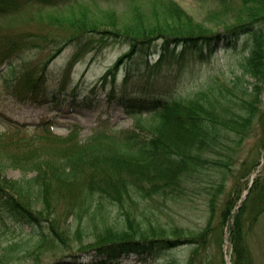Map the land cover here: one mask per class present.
Wrapping results in <instances>:
<instances>
[{"label":"trees","instance_id":"obj_1","mask_svg":"<svg viewBox=\"0 0 264 264\" xmlns=\"http://www.w3.org/2000/svg\"><path fill=\"white\" fill-rule=\"evenodd\" d=\"M15 1L0 4L21 11ZM227 1L219 4L227 11H210L204 22L176 0H149L125 18L88 5L70 18H46L51 27L66 24L64 34L50 27L0 34V71L14 72V60L28 51L48 52V64L72 47V66L87 54L127 45L91 94L105 93L134 119L124 129L102 123L86 140L79 124L60 136L51 133L49 122L39 123L47 135L28 138L23 132L28 124L7 121L0 134V235L21 229L23 236L0 242V264H45V244L65 252L50 264H115L124 256L147 261L182 246L192 248L185 264H226L222 251L213 250L215 243L221 250L226 238L231 264H256L249 235L264 215V166L242 203L239 182L261 162L243 166L239 182L225 194L239 146L256 129L264 132V0H240L239 7ZM243 38L250 48L244 50L242 74L224 85L179 94L189 64L210 60L219 48H234ZM12 88L22 102L58 95L47 89L44 69L38 76L28 69L15 74ZM16 136L21 137L8 142ZM261 139L264 148V133ZM11 169L23 176L9 177ZM198 196L206 210L195 228L185 219L165 222L151 210L194 209Z\"/></svg>","mask_w":264,"mask_h":264},{"label":"rangeland","instance_id":"obj_2","mask_svg":"<svg viewBox=\"0 0 264 264\" xmlns=\"http://www.w3.org/2000/svg\"><path fill=\"white\" fill-rule=\"evenodd\" d=\"M19 1H15L18 4H22V10L18 12L13 10L9 4H0V34L50 28H55L60 34H64L67 30L66 24L51 27L50 23H48L49 18H46L58 16H68L64 18H70L69 15H72L73 12L79 13L81 6L84 5H88L89 7L85 8L91 9L93 12L116 10L122 18H125L134 6L139 4L146 6L149 4V0H59L57 4L53 5L32 0ZM176 1L198 22H204L208 13L218 10L219 4H221L220 0ZM227 2H231L235 7H239L241 4L240 0H229ZM220 9L223 12L227 11L224 5ZM219 22L217 20L216 24ZM245 40L246 38L241 39L236 44V47L231 49L219 48L210 60L189 64L185 70L184 77L180 80L179 86H177L179 94L189 96L210 85H224L225 82L235 78L236 75L242 74L241 65L243 56L245 55L244 50L250 48V42L247 43ZM127 51V45L112 46L102 53L97 54L93 52L82 56L72 66H70V63L75 54L72 47H67L61 55L48 64L46 63L48 52H25L21 57L14 60V66L16 67L14 72L7 70V67L0 71V134L6 132V123L10 120L21 124H28L23 129L28 138L33 137L35 134L39 136L47 135L45 127H40L41 129L36 127L37 124L43 122H49L51 133L53 132L60 136H66L74 124H79L82 126L81 137L83 140H86L96 130L100 129L102 123H104L107 129H110V127L114 129L132 128L134 119L128 116L118 103L109 100L103 92H98L95 96L91 94V89L98 79ZM154 62L155 59L152 63L154 64ZM129 66L130 64L127 63L120 68L119 82L122 80ZM169 66H165V70H172ZM134 68H136V65H134ZM172 68L176 70L178 68L177 64L175 63ZM26 69L33 71L37 76L44 69L46 87L49 90L57 91V97L47 100L38 98L35 101L22 102V98L15 96L12 88L15 74H19ZM261 109L264 111V93ZM263 133L261 129H256L253 136L245 139L239 146L236 157V168L230 173L225 197L232 192L234 186L239 182L242 172L240 170L243 169V166H253L260 161L259 167L239 182L244 191L242 200L246 198L248 190L264 166V148H259ZM20 137H12L8 139V142L15 143V140H18ZM233 146H236V144H233ZM8 176L20 179L23 174L19 170L11 169L8 171ZM246 182H248L247 185L245 184ZM151 210L157 215L160 214L165 222L169 218L177 221L185 219L184 221L187 226L195 228L204 221L202 215L204 214V210H206V206L204 197L198 196L196 197L194 209L184 210L179 207L160 208L158 205H154L151 207ZM116 215L117 212H114L113 216ZM225 230L226 234H228L227 227ZM19 231L21 229L13 234L0 235V242H7V240L13 237L21 239L23 234ZM249 244L253 250L256 264H264V215H262L253 232L249 235ZM218 248V244L215 243L213 250L215 252L222 251L226 264H231L230 243L225 239L222 249ZM43 250H45V254L42 258L45 264L54 263L57 259L65 256V252L57 245L45 244ZM191 250V247L182 246L162 252L158 258L148 259L147 261H143L136 256L122 257L115 264H185ZM66 255H70V253ZM77 261L81 262L82 260L79 259ZM26 263L23 260L13 264Z\"/></svg>","mask_w":264,"mask_h":264},{"label":"bare ground","instance_id":"obj_3","mask_svg":"<svg viewBox=\"0 0 264 264\" xmlns=\"http://www.w3.org/2000/svg\"><path fill=\"white\" fill-rule=\"evenodd\" d=\"M229 263H230V261H229Z\"/></svg>","mask_w":264,"mask_h":264}]
</instances>
